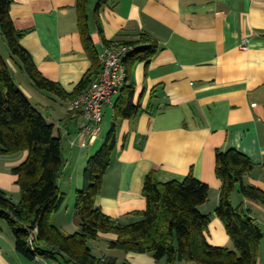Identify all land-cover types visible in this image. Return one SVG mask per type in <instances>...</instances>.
<instances>
[{
	"label": "crops",
	"instance_id": "obj_1",
	"mask_svg": "<svg viewBox=\"0 0 264 264\" xmlns=\"http://www.w3.org/2000/svg\"><path fill=\"white\" fill-rule=\"evenodd\" d=\"M12 1L14 25L25 31L21 42L38 69L73 91L92 66L79 28L78 0ZM87 12L99 54L105 43L95 16L108 41L135 40L147 33L159 46L149 63L140 62L133 70L134 103L141 104L140 114L115 118L121 89L105 105L114 110L112 124L117 119L118 143L98 206L112 218L130 223L137 219L132 212L147 207L143 189L150 172L155 171L159 181L169 182L182 181L192 171L210 186V198L200 206L212 216L208 241L230 246L226 226L216 215L222 187L216 175V153L235 148L247 154L256 167L244 181L264 188V0H89ZM67 105L57 97L47 117L43 115L62 137L67 159L60 177L66 199L51 221L73 234L81 229L74 198L83 186L84 169L103 138V129L96 141L83 146L86 120L81 113L68 111ZM27 156L26 151L0 154V187L8 193L20 192L12 169ZM232 202L242 203L264 230V205L244 198L238 190ZM116 238L115 233H101L88 245L98 257L129 264L166 263L148 252L111 249L109 241ZM64 263L73 262L62 256L25 258L16 250L11 226L0 220V264ZM258 264H264V238Z\"/></svg>",
	"mask_w": 264,
	"mask_h": 264
},
{
	"label": "trees",
	"instance_id": "obj_2",
	"mask_svg": "<svg viewBox=\"0 0 264 264\" xmlns=\"http://www.w3.org/2000/svg\"><path fill=\"white\" fill-rule=\"evenodd\" d=\"M12 0H0V35L13 58L35 87L57 95L64 103L85 92L102 70L99 53L91 38L89 0H78V22L83 43L92 66L73 91L45 77L38 69L32 54L23 46L25 31L15 27L11 16ZM96 23L105 44H129L124 63L127 81L115 104V118H133L142 111L134 103L133 70L140 62L149 63L158 52L157 41L147 33L135 40L108 41L98 16ZM117 119L107 133L100 149L93 154L83 172V186L78 190L75 209L81 229L73 234L57 228L51 221L53 213L63 205L66 195L60 188V177L66 166L62 137L15 83L0 48V154L12 155L27 151L24 162L12 169L17 176L21 199L18 203L0 187V220H6L16 238V250L29 260L37 257L57 259L62 256L74 264H129L114 257H98L88 245L101 233H115L109 241L111 249L126 253H151L156 260L168 264L195 261L199 264H258L259 248L264 238L262 226L241 203L234 205L233 193L264 205V188L248 185L244 178L256 164L238 149L218 150L216 175L222 181L220 202L216 215L224 222L230 235V246H215L207 239L212 216L200 206L210 198V186L197 179L193 172L182 180L161 182L155 171L150 172L143 193L145 210L132 212L137 219L120 222L103 212L97 200L102 192L105 175L117 148ZM38 227L34 246L29 244L30 230Z\"/></svg>",
	"mask_w": 264,
	"mask_h": 264
},
{
	"label": "built area",
	"instance_id": "obj_3",
	"mask_svg": "<svg viewBox=\"0 0 264 264\" xmlns=\"http://www.w3.org/2000/svg\"><path fill=\"white\" fill-rule=\"evenodd\" d=\"M133 46L129 44L114 42L105 44L102 52L106 54V74L104 78H98L96 82V98H87L83 103H76V105H67L68 111L79 112L85 118L86 122L82 127V133L86 135V140L83 146L92 144L99 137L104 116V106L112 101V96L117 94V84L120 82L122 75V67L119 65V53L129 52ZM109 65H116V81L108 80ZM255 105V104H254ZM72 144H75L73 141ZM33 232V228H32ZM36 237L33 234V243Z\"/></svg>",
	"mask_w": 264,
	"mask_h": 264
},
{
	"label": "rangeland",
	"instance_id": "obj_4",
	"mask_svg": "<svg viewBox=\"0 0 264 264\" xmlns=\"http://www.w3.org/2000/svg\"><path fill=\"white\" fill-rule=\"evenodd\" d=\"M0 48H1V52H2L3 57L5 58L6 62L8 63L11 75H12L15 83L24 92V94L28 97V99L34 105H36V107L46 116L47 113L50 112L49 105L52 102H54L55 99L57 100L58 96L53 94V93H50L48 91L40 90L37 87H35L32 80L30 79V77L26 74V72L20 67L19 63L17 62V61H19V58L18 57H15V58L12 57L11 52L9 51L7 44L4 42L1 35H0ZM62 105H60V106H62ZM108 107H109L108 105L104 106V110H103L104 111V113H103L104 118H103V122L101 123V127L103 129L102 130L103 138L102 137L100 138L99 142L97 143V146L93 149V154H95L100 149V147L103 143L104 137L107 134V132L109 131L110 126L113 122L114 110L111 107L108 109ZM106 126H108V130H107ZM56 131L58 132V129ZM23 152H25V151H22L18 154H22ZM8 195L16 203H18L21 199L20 192L19 193L9 192ZM74 199L76 200V195H75ZM64 264H74V263H64ZM162 264H168V263L163 262ZM177 264H199V263H197L195 261H182V262H179Z\"/></svg>",
	"mask_w": 264,
	"mask_h": 264
},
{
	"label": "bare ground",
	"instance_id": "obj_5",
	"mask_svg": "<svg viewBox=\"0 0 264 264\" xmlns=\"http://www.w3.org/2000/svg\"><path fill=\"white\" fill-rule=\"evenodd\" d=\"M129 52H122L119 53V65L122 67V75L120 76V82H118L117 84V92L125 85L128 76L127 70H126V66L124 63L125 58L128 56ZM99 61L101 63L102 66V70L100 72V74L98 75V77L92 82V84L90 85V87L83 92L78 98H76L75 100L68 102V105H76V103H83L84 100L87 98V96H89V98H96V91H94V88L96 87V82L98 81V78H104L105 74H106V54H104L103 52H101L99 54ZM108 80L109 81H116V65H109V70H108ZM33 234L34 237L37 238L38 236V227H34L33 228V232L32 229L30 230V235H29V244L31 247H33L34 243H33Z\"/></svg>",
	"mask_w": 264,
	"mask_h": 264
}]
</instances>
